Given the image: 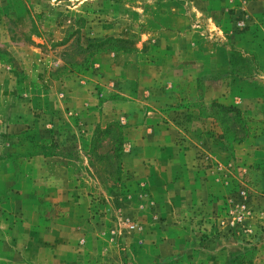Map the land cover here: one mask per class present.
<instances>
[{"label":"rangeland","instance_id":"obj_1","mask_svg":"<svg viewBox=\"0 0 264 264\" xmlns=\"http://www.w3.org/2000/svg\"><path fill=\"white\" fill-rule=\"evenodd\" d=\"M256 2L0 0V177L16 176L6 186L31 195L28 209L48 218L77 199L84 215L76 244L61 247L70 253L62 264H264V152L244 158L234 150L251 137L243 109L231 103L233 77L262 84L264 76V3ZM195 26L196 45L182 51L199 69L142 71L147 84L156 74L174 83L171 177L180 182L152 193L148 168L134 167L125 142L128 112L107 105L137 97L133 84L124 95L117 88L138 65L120 69L124 56L155 58L148 31L179 35ZM164 43L157 61L171 51ZM188 77L197 82L192 91L183 88ZM213 101L241 113L211 109ZM248 105L264 112L263 103ZM113 123L123 132H108ZM190 170L192 196L180 180ZM58 190L65 205L54 201Z\"/></svg>","mask_w":264,"mask_h":264},{"label":"crops","instance_id":"obj_2","mask_svg":"<svg viewBox=\"0 0 264 264\" xmlns=\"http://www.w3.org/2000/svg\"><path fill=\"white\" fill-rule=\"evenodd\" d=\"M256 1L264 3V0ZM256 1L251 0L249 6L252 3H258ZM192 5L194 6L193 2ZM261 21L258 20L256 23ZM261 28L263 27L261 26ZM199 29L200 27L195 26L193 31H189L188 27L184 33H180L179 35L171 31H164L162 34L156 31H148V39L151 40L156 51L154 54L155 58L136 53L133 54V58L124 56L122 60L123 68L120 69L123 72L128 71L126 66L129 65L130 60H132L131 63L133 65H138L139 72L136 73L135 77L132 79L129 76L125 77L124 73L120 82L122 89L117 88L119 90L118 93H123L124 95L125 92L128 93L129 91L127 87L133 84L132 88H134V92H137V94L134 93V97H137L133 101H126V103L123 101L121 104L114 105L110 102L107 105L110 110L115 108L118 112L120 109L123 112H128L126 120L129 124L125 129V142L132 153L131 159H133L134 167L138 171L144 166L148 168V172L143 178L146 181V186H148L149 191L152 193L159 192L162 189L167 191L174 183L177 185V182H180L177 179L176 181L173 180L171 177L177 166L175 164L177 162L175 155L178 153L173 133L174 126L168 118V115H170V104L173 103V94L168 89L174 83L170 79L165 80L164 78L160 80L161 74H156L157 78L155 80L152 79L153 82L151 80L147 84L146 77H143L146 75L142 71H148L150 68H153L156 73L159 69L175 72L184 70L187 66H190L189 68L195 66L199 69V61L184 60L183 56L186 52L182 51L185 48L188 51L187 53H189L188 46L192 44L196 45L193 41H195L194 38L199 37ZM218 32L221 31L219 25L216 23V33ZM164 41L167 45L164 47L171 50L166 54L168 61L166 59L157 61L160 57V50L163 48L162 44ZM164 53L161 54L164 55ZM260 78L262 84L253 82L249 84L246 81L242 83L238 77L232 78V80L236 79V81H232L231 83V89L236 95L232 97L231 103H237L243 109L248 132L251 137L250 140L248 139V142L243 141L235 145L234 150L236 149L241 152L244 158L248 157L247 153L251 154V151L255 152L257 149H259V152H264V112L251 111L249 108L252 106L248 105L264 104V76ZM184 82L185 86L183 88L185 90L189 88L192 91L193 87H197V82L196 80L193 81L192 77H188L187 80L184 79ZM214 86L215 84L213 83L212 88ZM213 103H216V101H213ZM195 113L192 112V114ZM179 159L182 161L181 155H179ZM180 165L184 168V162H181ZM189 167L191 166L188 164L187 168ZM186 176L183 173L180 180L185 183L183 187L188 190V196H192L194 192L193 186L197 184V177L192 175L191 170L187 172ZM14 177L15 179L17 178L16 176ZM14 177L12 175H4L0 177V184L5 186L6 184H11ZM23 181L22 179L20 180L22 183ZM59 194V190L54 193V201L59 202V204L61 202L60 205H65V195L61 194L60 196ZM76 194L77 192L74 190V194L69 195L75 196ZM69 195H66L67 198ZM29 197L31 195L25 191H12L10 185L4 189L0 187V207L2 209L0 210V264L64 263V259H68L67 257L70 253L64 256V254L60 253L61 247L71 248L72 245L76 244V238L72 235L76 232V221H79L80 215H84V212L76 208L78 201H75L77 200L75 199L67 204L69 205L67 212L59 213L60 210L64 211V208L59 209L57 207L55 215L52 218H48L40 213L39 208L32 207L31 211L28 209L26 201ZM35 256L37 259H35Z\"/></svg>","mask_w":264,"mask_h":264},{"label":"trees","instance_id":"obj_3","mask_svg":"<svg viewBox=\"0 0 264 264\" xmlns=\"http://www.w3.org/2000/svg\"><path fill=\"white\" fill-rule=\"evenodd\" d=\"M231 58H232V57H231ZM210 108H211V109H214V110L219 109L220 111H223V112H225V113H228L229 111H233V112H235V115H236V116L240 115V113H241L237 108H235V107H233V106H224L223 104H218V103H213V104H211V105H210ZM214 113H215V112H214ZM110 129H115V130H117L118 133H120V130H121V133L123 132V131H122V128H120V126H119L118 124H116V123H113V124L109 125V126L106 128V130H107L108 132H109ZM241 142H242V140H239V141H235L234 143L239 144V143H241Z\"/></svg>","mask_w":264,"mask_h":264},{"label":"built area","instance_id":"obj_4","mask_svg":"<svg viewBox=\"0 0 264 264\" xmlns=\"http://www.w3.org/2000/svg\"><path fill=\"white\" fill-rule=\"evenodd\" d=\"M238 26H239V24H238Z\"/></svg>","mask_w":264,"mask_h":264}]
</instances>
